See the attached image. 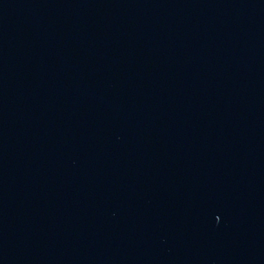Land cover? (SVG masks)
Segmentation results:
<instances>
[{
  "label": "water",
  "instance_id": "obj_1",
  "mask_svg": "<svg viewBox=\"0 0 264 264\" xmlns=\"http://www.w3.org/2000/svg\"><path fill=\"white\" fill-rule=\"evenodd\" d=\"M0 264H264V0H0Z\"/></svg>",
  "mask_w": 264,
  "mask_h": 264
}]
</instances>
